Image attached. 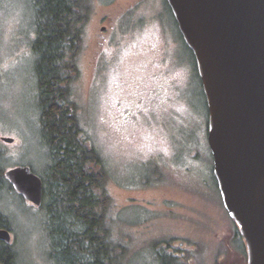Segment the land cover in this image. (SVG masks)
<instances>
[{"label": "rangeland", "instance_id": "1", "mask_svg": "<svg viewBox=\"0 0 264 264\" xmlns=\"http://www.w3.org/2000/svg\"><path fill=\"white\" fill-rule=\"evenodd\" d=\"M93 1L72 99L83 135L111 173L117 236L131 264H156L152 248L166 241L192 255L191 264H247L246 243L213 177L209 112L195 58L166 0ZM110 35L115 46L101 47ZM35 38L33 0H0V164L4 171L28 165L42 177L47 153ZM132 72L146 87L130 104L122 90ZM0 212L11 223L8 246L18 264H53L39 208L5 189Z\"/></svg>", "mask_w": 264, "mask_h": 264}, {"label": "trees", "instance_id": "2", "mask_svg": "<svg viewBox=\"0 0 264 264\" xmlns=\"http://www.w3.org/2000/svg\"><path fill=\"white\" fill-rule=\"evenodd\" d=\"M33 7L34 72L41 139L47 153L45 174L39 175L43 181L39 212L49 260L53 264H131L133 256L117 236L111 173L83 135L72 99L94 1L33 0ZM4 172L0 164V194L5 189L13 191ZM8 219L0 212V229L10 231ZM152 249L156 264L192 263V255L174 251L170 241ZM0 263L18 264V255L1 241Z\"/></svg>", "mask_w": 264, "mask_h": 264}, {"label": "water", "instance_id": "3", "mask_svg": "<svg viewBox=\"0 0 264 264\" xmlns=\"http://www.w3.org/2000/svg\"><path fill=\"white\" fill-rule=\"evenodd\" d=\"M166 2L202 82L223 206L246 243L247 264H264V0ZM4 175L25 201L42 206L43 181L30 166ZM0 241L11 245V232L0 229Z\"/></svg>", "mask_w": 264, "mask_h": 264}, {"label": "flooded vegetation", "instance_id": "4", "mask_svg": "<svg viewBox=\"0 0 264 264\" xmlns=\"http://www.w3.org/2000/svg\"><path fill=\"white\" fill-rule=\"evenodd\" d=\"M102 31L103 32L107 31V28L106 27H103L102 28ZM111 37H112L111 35L108 36V37H106V36L102 37L103 41L101 43V47L107 48V47L110 46V48H111L112 46H115V43L113 42V39ZM160 48H161V46H160ZM197 74H198V72H197ZM145 87H146V79L143 76H139L138 74H136V72L130 73L128 76H126L124 78V82H123L122 94H124V96H125L124 99H123L124 102H128V103L131 104V103H134L136 101H139V97L137 95L139 94V92L142 93L145 90ZM181 88H182V86H181ZM176 90H180V88L179 87H176ZM213 177L215 178V176H213ZM215 182H217L216 181V178H215ZM216 186L218 187V184H216ZM17 194L24 200V198L22 197L21 194H19V193H17ZM28 203L31 204L30 202H28ZM10 232L12 234L11 229H10ZM5 245H7V244H5Z\"/></svg>", "mask_w": 264, "mask_h": 264}, {"label": "bare ground", "instance_id": "5", "mask_svg": "<svg viewBox=\"0 0 264 264\" xmlns=\"http://www.w3.org/2000/svg\"><path fill=\"white\" fill-rule=\"evenodd\" d=\"M4 243V242H3ZM6 244V243H5Z\"/></svg>", "mask_w": 264, "mask_h": 264}]
</instances>
